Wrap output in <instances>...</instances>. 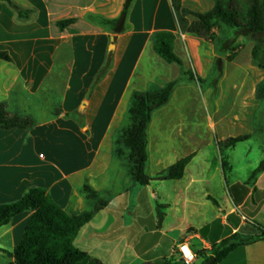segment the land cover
I'll list each match as a JSON object with an SVG mask.
<instances>
[{
  "label": "crops",
  "instance_id": "0c3cea01",
  "mask_svg": "<svg viewBox=\"0 0 264 264\" xmlns=\"http://www.w3.org/2000/svg\"><path fill=\"white\" fill-rule=\"evenodd\" d=\"M12 1L36 14L31 22H18L0 1V52L11 58L0 61V104L37 125L30 131L0 129V205L38 187L62 210L79 214L92 207L80 193L89 186L107 206L79 230L74 246L101 264L179 263L180 244L196 255L195 264H202L214 246L233 234H259L252 223L264 228V140L257 139V133L264 137L259 107L264 97L256 96L263 76L232 75L228 107L219 93L213 120L206 117L205 96L202 108L187 105V96L174 107L175 90L151 116L145 173L153 181L139 186L129 178L127 162L113 155V135L128 125L132 92H147L181 77L179 66L157 60L150 41L155 32L177 34L171 0H135L128 15L130 30L123 34L105 33L86 18L114 19L125 0ZM213 5V0H182L183 8L197 13ZM67 19L76 22L60 31L56 23ZM111 36H117L113 52L108 51ZM180 43L176 37V55ZM245 49L251 56L250 48ZM110 53L109 69L94 84ZM245 63L246 72L260 76L251 59ZM238 80L256 87L241 92ZM57 108L63 114L80 113L84 127L54 117ZM39 114L44 117L34 118ZM239 136L247 139L222 145ZM187 157L181 179L156 180ZM157 209L164 214L160 224ZM32 215L23 212L0 227L1 250L12 252ZM217 264H264V241L238 247Z\"/></svg>",
  "mask_w": 264,
  "mask_h": 264
},
{
  "label": "trees",
  "instance_id": "16d2710c",
  "mask_svg": "<svg viewBox=\"0 0 264 264\" xmlns=\"http://www.w3.org/2000/svg\"><path fill=\"white\" fill-rule=\"evenodd\" d=\"M11 8L17 21L21 23L31 22L36 12L30 9H21L12 0H0ZM135 0H125L120 14L114 19H106L98 15L89 14L87 21L108 34H123L130 30L128 15ZM211 10L204 13L189 11L182 6V0H171V9L180 33L193 35L197 38L212 39L213 31L220 25L232 30H244L250 35L264 34V0H213ZM192 17L193 21L188 18ZM76 19H67L56 23L62 31L74 24ZM175 35L170 32H155L150 41L154 52L168 64L182 67V61L173 51ZM260 46L255 45L251 51L254 63L264 70V65L259 60ZM0 61L11 62L6 52H0ZM111 53L107 62L100 71L94 84L98 83L109 69ZM193 80L192 75L183 73ZM177 81L170 82L164 87H153L147 92H132L127 110L128 127L123 129L115 141L113 155L127 162L129 178L139 186H148L153 179L145 173L147 162V128L152 114L165 106ZM264 94V80L256 89L257 98ZM62 116L65 119L75 120L84 127V119L80 113L63 114L60 108L54 112V117ZM37 123L28 116H18L7 111L5 104H0V129L25 131L32 130ZM247 139V136L230 138L222 143L223 146H233ZM190 157L184 158L170 166L165 173L159 175L156 180H179L183 176L185 166ZM255 174L252 175L254 177ZM86 201L92 204L89 211L79 214H69L62 210L41 188L31 187L22 197L11 203L0 205V227L6 226L17 215L33 211V215L27 223L21 241L12 252L0 249V253L11 259L10 264H101L98 260L90 259L85 253L74 246V240L79 230L89 223L93 217L103 210L107 203L100 199L97 192L89 186H84L80 191ZM164 214L157 209V222L160 224ZM252 226L258 231L257 236H244L235 233L224 239L210 250V256L214 257L212 264L224 260L229 253L238 247L249 245L257 241H264V228L256 223ZM205 258L202 262L208 261ZM152 264V263H143ZM165 264H180L173 260H166Z\"/></svg>",
  "mask_w": 264,
  "mask_h": 264
},
{
  "label": "rangeland",
  "instance_id": "374dc122",
  "mask_svg": "<svg viewBox=\"0 0 264 264\" xmlns=\"http://www.w3.org/2000/svg\"><path fill=\"white\" fill-rule=\"evenodd\" d=\"M188 20L191 22L193 21V18L189 17ZM166 24L169 25V21ZM176 37H178L181 42L180 46L177 48V55L183 60L184 65H182V67H179L182 72L181 77L179 79L173 80L177 81V85L173 90V92L176 90V95H174L172 99V105L174 107L181 106L183 104V101L185 100L184 96H187V98H189V103L187 105H189L190 107L202 108L203 96H205L204 99L208 111L206 117H210L211 120H213L214 101L217 96H219V93H222L223 107H228L226 103H228L229 101V93L234 89L235 84L232 75H236L238 73L239 77L243 75L242 79H244L246 74L248 73L249 79H252L253 75V77L255 76L254 80H259L262 76L264 80V70L259 68L254 63L252 57L249 54V51L245 49L250 48L249 50L251 52L252 48L255 45H259V60L260 63L264 65V34L252 36L247 31L232 30L224 25H220L213 31L212 39L197 38L193 35L180 33L179 30L175 35V38ZM186 49L188 51H186ZM239 55V61L237 64H235V60ZM247 58L251 59L253 66H255V68L258 70L257 72H259L260 76L252 74L253 72H251L250 70L248 72L245 71V61L247 60ZM157 60L159 62L160 60L165 62L158 55ZM154 68L155 66H152L151 70H154L155 72L160 71L159 68ZM187 72L192 75L193 80H190L188 76L183 74ZM168 83H165L160 87H164ZM236 85L237 89L244 93L252 92L256 87L253 86L254 82L252 83L250 82V80H248L247 82H245V80H238ZM183 87L185 89H182ZM259 107L261 108L260 112L264 113V98L259 103ZM226 109L229 110V108ZM238 111H240V109H238ZM200 113L202 112H199V114L196 116L201 118ZM43 117L44 116L40 114L34 116V118L36 119H40ZM125 117L127 119V114L125 115ZM128 125L125 126V128L128 127ZM121 131L113 135V151L115 149V141L117 140ZM257 135H259L257 137L259 141L264 140L262 134L257 133ZM263 165L264 162L262 166ZM10 263L11 259L6 255L0 253V264Z\"/></svg>",
  "mask_w": 264,
  "mask_h": 264
},
{
  "label": "built area",
  "instance_id": "2783aa9c",
  "mask_svg": "<svg viewBox=\"0 0 264 264\" xmlns=\"http://www.w3.org/2000/svg\"><path fill=\"white\" fill-rule=\"evenodd\" d=\"M180 264H195L196 255L185 244H180L177 248Z\"/></svg>",
  "mask_w": 264,
  "mask_h": 264
},
{
  "label": "water",
  "instance_id": "95a60500",
  "mask_svg": "<svg viewBox=\"0 0 264 264\" xmlns=\"http://www.w3.org/2000/svg\"><path fill=\"white\" fill-rule=\"evenodd\" d=\"M116 41H117V36H111L109 38V46H108V51L109 52H113L114 51ZM262 169H264V165L262 166ZM213 262H214V257L210 256L208 261L205 262L204 264H212Z\"/></svg>",
  "mask_w": 264,
  "mask_h": 264
}]
</instances>
